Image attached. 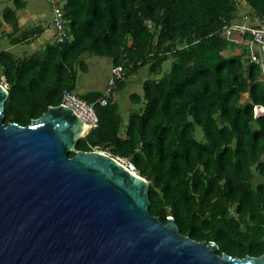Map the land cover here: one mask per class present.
Instances as JSON below:
<instances>
[{
	"label": "trees",
	"instance_id": "trees-1",
	"mask_svg": "<svg viewBox=\"0 0 264 264\" xmlns=\"http://www.w3.org/2000/svg\"><path fill=\"white\" fill-rule=\"evenodd\" d=\"M244 1L249 11L241 0H58L69 38L29 54L0 50L9 90L5 123L28 125L61 104L64 90L76 92L95 103L99 122L75 150L101 147L128 159L149 182L151 212L164 223L172 216L192 239L214 241L218 254L262 255L264 115L255 108L264 114L258 106L264 107V76L249 58L251 35L243 54L227 55L232 44L222 31L244 15L264 25V0ZM2 21L19 30L11 6L0 15V29ZM30 32L38 36L42 27ZM21 41L14 37L12 44ZM85 55L130 68L118 89L147 71L142 94H131L139 107L129 109L127 120L113 96L103 105L102 92L76 91L79 71L88 70Z\"/></svg>",
	"mask_w": 264,
	"mask_h": 264
},
{
	"label": "water",
	"instance_id": "water-1",
	"mask_svg": "<svg viewBox=\"0 0 264 264\" xmlns=\"http://www.w3.org/2000/svg\"><path fill=\"white\" fill-rule=\"evenodd\" d=\"M8 96L0 84V264H264V253L218 254L154 215L146 178L75 150L89 127L68 106L5 123Z\"/></svg>",
	"mask_w": 264,
	"mask_h": 264
},
{
	"label": "rangeland",
	"instance_id": "rangeland-1",
	"mask_svg": "<svg viewBox=\"0 0 264 264\" xmlns=\"http://www.w3.org/2000/svg\"><path fill=\"white\" fill-rule=\"evenodd\" d=\"M24 1V7L18 9L15 0H0V15L3 12V9L7 6H11L17 12L19 19V30L17 32L13 31V28L2 21V26L0 29V50L6 49L11 51L16 55H21L24 53H30L34 50L40 49L42 46L39 45L38 40L35 41V36L31 34V29L36 28L38 26H46L47 23L52 20L53 13L48 4V0H22ZM25 35H30L28 40H23ZM14 37H19L22 41L11 48L10 45L12 43V39ZM54 41L56 39L54 38ZM46 42H43L45 44ZM87 59V58H86ZM88 64V73L85 75V83L84 80L79 81V91L86 92L87 90H98L105 92L108 85V69L110 65V58L107 56H98L92 55L87 59ZM171 61H167L164 64V71H168L170 69ZM81 73V72H80ZM131 77V78H130ZM129 77L128 83L117 90L116 96L119 99V103L121 105L122 113L125 117L128 115V110L136 106L133 99L131 98V94L133 92L142 91L141 82L147 79L148 73L144 69L140 71L136 75H131ZM136 107H139L138 105ZM255 112H259L257 110V106L255 108ZM196 136L199 139L204 137V132L200 127H197ZM98 151H105L106 148H99ZM129 162L128 159H126ZM260 181V177L256 176L254 178V183H258Z\"/></svg>",
	"mask_w": 264,
	"mask_h": 264
},
{
	"label": "built area",
	"instance_id": "built-area-1",
	"mask_svg": "<svg viewBox=\"0 0 264 264\" xmlns=\"http://www.w3.org/2000/svg\"><path fill=\"white\" fill-rule=\"evenodd\" d=\"M49 6L53 13V18L50 22V27L55 31L56 42H63L69 38L68 21L65 18V12L62 5L58 0H48ZM224 37L231 44L244 43L247 34L251 35L249 41V58L251 62H255L260 65L264 76V25L256 26L251 21L249 16L244 15L241 20L234 21L225 24L222 29ZM129 67L123 65H113L108 80V85L103 95L98 99L101 104H106L108 99L113 96L118 82L126 79ZM0 84L8 89V82L5 74H0ZM62 105L68 106L88 125L90 131L93 127H96L99 122V116L95 109V103L89 102L80 97L76 92L66 89L62 95ZM260 115L261 112H257ZM101 147H95L97 150ZM98 151V150H97ZM108 154L124 165L128 166L131 170H135V166L126 158L119 155H114L110 150L100 151Z\"/></svg>",
	"mask_w": 264,
	"mask_h": 264
},
{
	"label": "crops",
	"instance_id": "crops-1",
	"mask_svg": "<svg viewBox=\"0 0 264 264\" xmlns=\"http://www.w3.org/2000/svg\"><path fill=\"white\" fill-rule=\"evenodd\" d=\"M241 6H242V11L244 12H246V11H249V5L244 1V0H241ZM50 22H51V20L47 23V25L46 26H38V27H42V32L38 35V36H35L36 38H35V41L36 40H38V42H39V45H41L42 47L40 48V49H42V48H44L45 46H46V44L47 43H51V42H54V38H55V31L50 27ZM43 42H46L45 44H43ZM12 44V43H11ZM11 46V48H13L15 45H10ZM37 50H39V49H37ZM9 51V50H8ZM34 51H36V50H34ZM11 52V51H10ZM245 52V44L244 43H241V44H232L231 46H229V48L225 51V54H227V55H232V54H243ZM31 53V52H30ZM25 54V53H24ZM26 54H29V53H27L26 52ZM21 55H23V54H21ZM89 57H92V55H85L84 56V59H85V61L87 62V59L89 58ZM87 58V59H86ZM88 63V62H87ZM112 67H113V63H112V61H111V59H110V65H109V69H108V76H110V73H111V69H112ZM88 70H89V68H88ZM88 70L86 71V72H83V71H79V73H78V77H77V92L79 93V94H84V93H87V92H89V91H91V90H87L86 92H80L79 91V81H81V80H84L85 79V75L88 73ZM141 71V70H140ZM140 71H138V73L140 72ZM81 72V73H80ZM138 73H136V74H138ZM136 74H134V75H136ZM131 76V75H130ZM131 78V77H130ZM81 79V80H80ZM130 79L128 78V80H126V82L124 83V85L122 86V87H124L127 83H128V81H129ZM86 81L84 80V83H85ZM143 82H144V80L141 82V86H142V84H143ZM86 84V83H85ZM121 87V88H122ZM120 88V89H121ZM117 90H119L118 89V87L116 88V90H115V92H114V94H113V99L114 100H116V101H118V103H119V99L117 98V96H116V92H117ZM93 91V90H92ZM95 91H98V90H95ZM143 91V90H142ZM142 91H141V93L140 92H133V93H138V94H142ZM100 92H102V93H104L103 91H100ZM132 93V94H133ZM119 105H120V103H119ZM258 106H261V105H258ZM120 108H121V105H120ZM264 108V107H263ZM122 111V110H121ZM129 111V110H128ZM125 117V116H124ZM125 120H127V117H125Z\"/></svg>",
	"mask_w": 264,
	"mask_h": 264
},
{
	"label": "bare ground",
	"instance_id": "bare-ground-1",
	"mask_svg": "<svg viewBox=\"0 0 264 264\" xmlns=\"http://www.w3.org/2000/svg\"><path fill=\"white\" fill-rule=\"evenodd\" d=\"M260 107L263 108L262 106H260ZM263 109H264V108H263ZM87 131H88V129H87ZM87 131H86V132H87ZM86 132H85V133H86Z\"/></svg>",
	"mask_w": 264,
	"mask_h": 264
}]
</instances>
